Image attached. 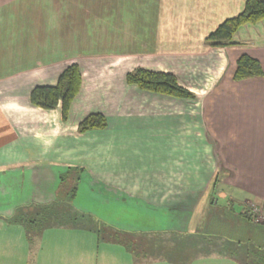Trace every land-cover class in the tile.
<instances>
[{
    "label": "crops",
    "instance_id": "obj_1",
    "mask_svg": "<svg viewBox=\"0 0 264 264\" xmlns=\"http://www.w3.org/2000/svg\"><path fill=\"white\" fill-rule=\"evenodd\" d=\"M244 2L93 0L80 10L74 4V13L62 18L74 34L57 31L67 4L41 5L34 17L25 12L22 44L14 35L0 44V264H96L100 254L132 264L134 255L122 244L98 240L91 228L49 226L30 242L25 227L11 220L27 204L55 202L61 177L70 178L73 168L79 171L76 210L96 216L80 193L97 194L103 204L132 206L120 225L110 223L121 230H215L218 245L231 241L238 251H207L187 264L212 257L217 264H264V226L239 214L250 200L264 215V75L233 79L244 52L264 70V19L240 26L231 44L206 40ZM6 55L23 59L3 70ZM71 62L79 66L81 85L63 119L60 104L40 108L29 94L35 85L54 84ZM136 67L171 72L194 96L128 83L125 74ZM96 111L106 125L80 131V120ZM132 213L137 223L127 219ZM152 254L137 264H177L175 253Z\"/></svg>",
    "mask_w": 264,
    "mask_h": 264
},
{
    "label": "trees",
    "instance_id": "obj_2",
    "mask_svg": "<svg viewBox=\"0 0 264 264\" xmlns=\"http://www.w3.org/2000/svg\"><path fill=\"white\" fill-rule=\"evenodd\" d=\"M264 19V0H245L243 9L237 14L222 20L207 36L206 40L216 46L231 44L232 36L237 29L247 23H256ZM264 70L261 62L248 53H241L236 59L234 80H243L263 76ZM128 83L137 87L176 97H193L194 94L182 86L176 76L167 71L151 70L143 67H136L125 74ZM81 85V72L76 62L69 63L58 76L54 84L35 85L29 94L30 102L40 108L51 109L60 104L61 116L66 119L69 115L71 102L77 95ZM106 117L102 112H90L84 116L78 129L102 128L106 125ZM70 170V178L61 177L60 190L57 200L51 204H27L15 210L11 220L22 224L27 237L32 242L35 234L49 226L57 225H78L91 228L96 233L98 240L111 241L122 244L136 258H140L155 251L164 253H175L177 264H187L191 258L200 253L224 252L234 255L235 249L231 241L229 243H216L215 236H207L201 233H138L127 232L111 224L92 221L90 214L80 212L72 205L77 183L79 180L78 169ZM249 202H246L240 216L258 225L264 226V220L257 221L258 214L252 211ZM249 206V208H248ZM252 211V212H251ZM264 219V218H261ZM193 237V238H192ZM214 237V238H213ZM198 241V243H193ZM190 241L191 248H184L183 242ZM170 242H176L171 245ZM203 242H209L208 247L202 246ZM156 246L154 250L152 246Z\"/></svg>",
    "mask_w": 264,
    "mask_h": 264
},
{
    "label": "rangeland",
    "instance_id": "obj_3",
    "mask_svg": "<svg viewBox=\"0 0 264 264\" xmlns=\"http://www.w3.org/2000/svg\"><path fill=\"white\" fill-rule=\"evenodd\" d=\"M93 0H0V44L2 45L3 41L9 40V37L11 35H14L16 39H18L19 45L22 44V41L25 38L24 34V28L25 25L22 24L24 23V16L25 12L28 10L29 12H33L32 17L34 16H39L36 13V9H40L39 7L42 5L43 7L47 8L49 5L48 4H67L63 5L60 7L61 10H67L64 14L62 11L59 12L60 18H59V23L57 24V31L59 32L60 29L64 30V33L66 34H74V31L71 29V27L67 28V22L63 21L62 18L67 16L69 11L72 10L74 13V4H77L78 9L80 10L82 4H91ZM29 6V7H28ZM38 7V8H37ZM78 23L75 24L77 26ZM56 31V30H55ZM73 43V42H69ZM72 45V44H70ZM17 47V46H16ZM15 48V47H14ZM19 48V47H17ZM92 49H95V46L89 48L87 51H90ZM68 52H71L72 54H75L76 51L74 49H69L66 48ZM20 59V60H18ZM23 59L22 57L17 58L12 55H6L1 58L2 61V69L6 70V68H14L16 67V61L19 62ZM22 62V61H21ZM21 62L19 64H21ZM26 62V61H25ZM77 63V62H76ZM196 75V72H194ZM2 75V74H1ZM194 75V76H195ZM198 75V74H197ZM204 78V75L201 77ZM83 178V175L81 176ZM81 187L84 188V185H80ZM223 190H220L218 195L220 197H225L223 196ZM82 195L81 200L84 201V203L87 205L89 204V209L93 210V212L97 213L96 216L91 215L90 217L92 221H97V222H103L106 224L110 223H117L120 225V221L123 219L125 220L126 218H123L129 211L132 210L131 205H125L123 208H121L120 203L117 202H111L107 204H103V201L101 197L97 194H86L84 191L80 193ZM86 194V195H85ZM249 202V206L253 204L255 207H257V211L259 209V217H257V221L264 220L261 218H264L263 215V207L259 205L258 203L254 201H247ZM248 206V208H249ZM75 208V207H74ZM76 209V208H75ZM252 212V211H251ZM89 214V213H87ZM130 214V213H129ZM127 219L130 221V223H137V217L135 215L128 216ZM111 224V225H112ZM209 232L201 231L200 229L198 230L197 233H201L203 235L207 236H217V233L215 230H208ZM37 237H33V239H36ZM8 250V248L1 249V251ZM100 252V250H99ZM135 259L133 260L134 264L138 263V258L134 257ZM132 262V264H133ZM96 264H126V262L122 261V258L117 257L116 259L108 261L107 258L102 256L100 254V257H98V261ZM208 264H217V261H215V258L212 257L208 260Z\"/></svg>",
    "mask_w": 264,
    "mask_h": 264
},
{
    "label": "built area",
    "instance_id": "obj_4",
    "mask_svg": "<svg viewBox=\"0 0 264 264\" xmlns=\"http://www.w3.org/2000/svg\"><path fill=\"white\" fill-rule=\"evenodd\" d=\"M250 208L252 209V211H254L255 213L259 212V209L257 211V207H255L253 204H251ZM258 214V213H257ZM259 217V214H258Z\"/></svg>",
    "mask_w": 264,
    "mask_h": 264
}]
</instances>
